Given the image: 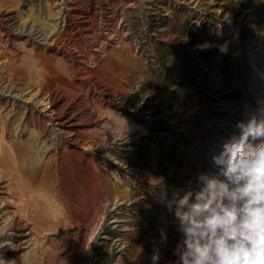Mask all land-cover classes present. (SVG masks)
<instances>
[{"label":"rangeland","instance_id":"obj_1","mask_svg":"<svg viewBox=\"0 0 264 264\" xmlns=\"http://www.w3.org/2000/svg\"><path fill=\"white\" fill-rule=\"evenodd\" d=\"M261 106L264 0H0V264H179L160 181L195 187Z\"/></svg>","mask_w":264,"mask_h":264},{"label":"clouds","instance_id":"obj_2","mask_svg":"<svg viewBox=\"0 0 264 264\" xmlns=\"http://www.w3.org/2000/svg\"><path fill=\"white\" fill-rule=\"evenodd\" d=\"M236 129L212 156L214 171L199 173L195 187L158 185V200L181 236L174 249L179 264H264V106ZM151 259L157 264L159 252Z\"/></svg>","mask_w":264,"mask_h":264},{"label":"crops","instance_id":"obj_3","mask_svg":"<svg viewBox=\"0 0 264 264\" xmlns=\"http://www.w3.org/2000/svg\"><path fill=\"white\" fill-rule=\"evenodd\" d=\"M44 63V62H43ZM46 64L44 63L43 66L40 65V68L39 69V72H38V75H39V84H41L42 81H46L47 79V74H46V68H45ZM41 75H43V80L41 81L40 77ZM88 170V169H87ZM85 174H83V178H81V181H80V184H74L73 182H71V187L70 189L74 188V195H78V196H75L76 197V200L80 203H82V200H85L88 198V202L89 203H96L98 201V198H99V195L98 194H95L94 193V190L93 189H90L89 187H84L86 186L88 183H89V180L88 178H86L87 176L89 177V173H90V170L84 172ZM87 175V176H86ZM85 177V178H84ZM68 182V181H67ZM29 192H24V193H27V194H31L33 193L35 198L38 199H43V197H39L40 195H43L45 196V194L48 193V188L47 190L45 191V193L43 191H40V193L38 194V196L35 195V192L32 191V189L29 188ZM24 193L20 196V197H24ZM25 200V199H24ZM40 203V202H39ZM41 207V206H40ZM71 218L73 217L74 218V215L70 216ZM69 218V217H68ZM68 219H64V218H60L59 217V222L60 224H64V225H67L69 222L67 221ZM70 224V223H69ZM77 224H81L80 221L77 222Z\"/></svg>","mask_w":264,"mask_h":264},{"label":"trees","instance_id":"obj_4","mask_svg":"<svg viewBox=\"0 0 264 264\" xmlns=\"http://www.w3.org/2000/svg\"><path fill=\"white\" fill-rule=\"evenodd\" d=\"M231 90V88H228ZM231 93H228V95L223 96V99H236L238 97H240V92L238 90L235 91H229ZM212 110H216V112H213L212 117L215 119H223L226 121H232L235 122L234 119L232 118V110L228 109V108H223V107H219V108H212ZM239 120L241 119L240 117L238 118ZM222 122V121H220ZM223 124V123H220ZM150 132L152 133V137H154L156 134H163V132L166 130L164 127L159 126L157 124L155 125H150L148 126Z\"/></svg>","mask_w":264,"mask_h":264},{"label":"bare ground","instance_id":"obj_5","mask_svg":"<svg viewBox=\"0 0 264 264\" xmlns=\"http://www.w3.org/2000/svg\"><path fill=\"white\" fill-rule=\"evenodd\" d=\"M59 119V118H58ZM68 119V118H67ZM64 121V120H63Z\"/></svg>","mask_w":264,"mask_h":264}]
</instances>
